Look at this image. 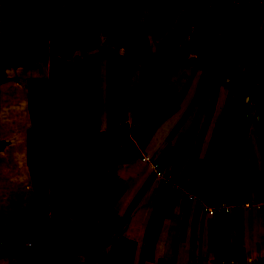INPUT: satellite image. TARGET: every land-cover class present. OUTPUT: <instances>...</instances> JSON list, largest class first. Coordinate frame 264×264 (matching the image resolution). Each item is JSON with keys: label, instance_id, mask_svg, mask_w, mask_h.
Returning <instances> with one entry per match:
<instances>
[{"label": "trees", "instance_id": "obj_1", "mask_svg": "<svg viewBox=\"0 0 264 264\" xmlns=\"http://www.w3.org/2000/svg\"><path fill=\"white\" fill-rule=\"evenodd\" d=\"M63 1L62 5L59 0H0L2 21L27 24L25 28L13 24L0 37V85L6 80L7 65L50 62L48 77L28 79L31 124L27 131V165L35 187L33 199L9 223L0 220V249L28 243L25 252L31 256V264H82V245L94 253L104 250L101 242L99 245L91 242L88 222L79 214L72 197L87 202L92 214L99 217L101 196L114 188L116 166L103 167L97 172L91 169L124 154V146L131 137L143 145L148 135L143 127L142 130L130 127L125 131L122 126L128 117L129 84L137 63L122 54L118 47H109L105 56L106 75L101 77L100 57L75 55L79 49L96 45L99 33L106 27L104 22L116 13L103 7L101 0ZM214 1L179 0L177 9H184L185 15L174 36L177 43L187 37L193 24L197 26L195 34L207 44L215 39L218 29H225L220 46L217 43L220 53L236 36L245 40L248 28L230 20V2L217 0L213 11L206 16V9ZM113 22H109L108 28ZM129 47L140 54L141 62L146 65L162 58L161 54L151 56ZM199 57L201 61L206 57L208 68H212L218 56L200 52ZM222 70L225 67L221 65L219 71ZM102 80L106 81V94ZM237 84L232 81L230 85ZM232 101L233 93L229 92L198 176V187H194V192L204 201L211 196L232 128L235 112ZM104 109L109 126L107 133L102 132L100 123ZM214 111L215 106H212L204 127L210 124ZM261 126L264 138V117ZM2 150L0 143V152ZM93 178H97L95 184L78 186L79 182ZM174 194L175 189L165 185L148 234V261L155 260L160 232ZM1 204L0 194V212Z\"/></svg>", "mask_w": 264, "mask_h": 264}, {"label": "crops", "instance_id": "obj_2", "mask_svg": "<svg viewBox=\"0 0 264 264\" xmlns=\"http://www.w3.org/2000/svg\"><path fill=\"white\" fill-rule=\"evenodd\" d=\"M59 1L61 4L64 2L63 0ZM216 1L217 0L206 9V16L213 11ZM178 2L179 0H101L103 7L114 11H122L121 14L119 13V15L113 16L110 19L111 22L114 21L112 23L113 26L117 24L119 26L120 24V29H123L122 25L124 23L133 27L139 25V28L146 26L144 28L145 34L139 29L136 30L135 27V29H131V32H128L129 37L127 36V40L130 39L133 32L138 36L135 41H138L141 35H147L148 48L152 51L160 47V36L165 37V39L167 38L169 41H173L176 46L182 45L185 41H188L189 44V42L192 43L198 40L201 42V51L205 52L206 46L209 44L205 42V39L203 40L195 34L197 26L194 24L190 27L187 37L180 43L176 42L174 36L178 32L179 24L185 15L184 9H177ZM164 4L165 8L162 9ZM166 4L168 5L166 6ZM228 15L231 21L240 22L248 28L245 40L239 37L240 43L238 44L236 36L228 45L232 47L238 46L240 50H243V48L246 49L244 52L246 53L247 60L254 61V59H257L260 66L258 75L263 71L261 77H264V5L248 0L241 1L238 4L229 3ZM104 25L106 26V32L103 31L105 34L102 33L100 37H98V41L94 47L79 49L75 52V55H79L83 58L91 55L100 57L101 77L106 75V50L109 47H113L107 46L108 38L106 35L107 31H112L113 28H108L109 23L105 22ZM147 28L150 31H146L145 29ZM220 32L221 36L219 37L218 34ZM107 34H110V32ZM224 34V28L218 29L215 37L218 46H220ZM156 37H158V40ZM135 41L133 39L132 44ZM140 46L141 44H139V47ZM225 49H227V47L224 46L222 51ZM103 51L105 52L104 55H102ZM235 62L240 65L243 60L239 62V59H236ZM249 63V65H251L253 62ZM138 65L140 66L142 64H137V67ZM32 66L38 68V72H40L36 75L37 77L49 76V60L36 62L32 64ZM136 71L137 68L133 75ZM133 75L131 81H133ZM131 81L128 94V117L125 123H122V126L124 127V125H126V128H124L125 131H129L130 127H137L141 130L142 127L143 129L145 128V130L148 131V135L144 141L145 145L147 138H150V133L155 131L154 128L158 124L155 125L150 123V125H146L143 123L144 125L142 126H128V122L132 124L134 121L133 107L135 98L140 96H148L150 98L151 96L144 91L142 95L140 87L132 88ZM102 87L106 94L105 80H102ZM262 115L264 117V113ZM245 116L247 117L248 113L247 115L245 114ZM234 117L224 152L219 161L218 170L214 179V187L208 201L200 199L194 192L195 188L198 187L196 183L201 173L205 157L202 159L199 168L193 172L196 165L200 162V155L198 157H195V154L192 155L191 160H189V163L183 170V174L181 172V177L183 178L180 179L176 176L178 172L174 173L177 169H172L173 166L181 162V154H179V152L173 154V152L170 153V151L168 152L167 150L166 153L162 154L161 152L163 150H159L158 152L155 150L152 153H148L153 160L158 163L160 162L161 169H165L167 166L170 167L168 172L173 173L181 184L186 182L185 189H182L183 192H179L175 189L174 198L171 201L160 232L154 261L158 258L165 257L168 259V264H264V138L262 135V126L260 125L259 138L254 139L252 131L250 129H245V126L249 124L246 121L242 122L239 126L238 139L235 140L236 143L234 147L230 148L231 136L235 135ZM29 121L31 124L30 119ZM100 123L102 132L107 133L109 126L105 109L102 111ZM117 125H119L118 122ZM162 126L164 130L167 129V126H164L163 123ZM176 127L177 124L173 129H169L170 132L165 140H160L163 132L159 130L158 135L153 141L156 142L160 140L161 142H158L160 146H170L172 143L170 142L171 140H168V136L173 133L172 136L175 137ZM250 133L253 139L249 138ZM211 139L207 145L208 149ZM151 140L152 138L148 141V145L151 143ZM136 141L138 142L137 145L140 144V140L131 137L130 142L124 147L126 151L128 145ZM166 141L167 145H165ZM184 146V144L181 145L182 148H184ZM208 149L205 152V156ZM229 149H231L230 153L227 154ZM194 152L195 151H193V153ZM119 161V159L110 158L106 163L104 162L91 169V172H97L103 167L111 169L114 165L116 166L114 188L111 191H106L101 196L99 217L96 218L92 214L90 205L87 202L76 196L72 198L79 211H81L86 218L87 215H85V211H88L97 222H102V224L103 222H111L109 225H104L105 228L109 226L115 227L114 231L106 232L108 234L107 237H111V242L107 246L109 256H112L113 253H116L120 248L121 257H127L130 260H138L140 257L145 256L146 259L148 234L150 232L156 206L165 192V183L154 172L152 178L142 187V194H139L135 199L137 202L136 208L129 216H126L124 213L128 211L131 196L121 193L122 187L120 184L123 182L118 169ZM147 164L150 166L149 163ZM28 181L32 182L29 170ZM96 182L97 178H93L88 181L89 184H85V181H82L78 183V186H89ZM26 188H30L27 183ZM187 190L188 192L186 193ZM190 195H194L197 198L191 200L189 197ZM179 198L181 199L178 200ZM119 201L124 205V213H119V211L114 213L112 211L113 208L111 206H113L114 202L119 203ZM204 204L216 207L226 204L229 206L230 210L217 212L215 215H209L204 210ZM116 206L117 204L115 207ZM117 237L120 238L115 242Z\"/></svg>", "mask_w": 264, "mask_h": 264}, {"label": "rangeland", "instance_id": "obj_3", "mask_svg": "<svg viewBox=\"0 0 264 264\" xmlns=\"http://www.w3.org/2000/svg\"><path fill=\"white\" fill-rule=\"evenodd\" d=\"M69 7L70 5L67 8ZM164 8L165 4L162 6V9ZM114 12L116 13L115 16L122 13L119 10H115ZM97 21V19L94 20V23ZM105 22L109 23L111 20ZM13 24L18 25L2 21L0 15V37L3 31ZM18 26L25 28L27 24L24 23ZM122 27L123 29H120V24L119 26L118 24L112 25L111 28L113 30L109 31L111 35L107 34L109 33L107 31V46L118 47L122 54L136 61L137 64H142L138 65L137 71L133 75V81H131L132 88L140 87L142 95L143 91L151 95L150 98L148 96H146L147 98L144 96L135 98L133 107L134 121L132 124L128 122V126H142L145 123L147 125H150V123L158 124L154 128L155 131L150 133L152 140L149 145V137L145 145H137L138 142L136 141L128 145L127 151L125 149L124 154L116 158L120 160L118 169L123 182L120 184L122 187L121 193L131 197L128 211L125 212L124 205L120 201L119 203L114 202L111 207L114 213L118 211L119 213L125 212L124 214L129 216L136 208L137 202L135 199L139 194H142V187L154 175V171L143 161V156L149 155L148 153H152L155 150L156 152L163 150L162 154L166 153L167 150L170 153L173 152V154L179 152L181 154V162L173 166L172 169H177L175 171V173L178 172L176 176L181 179L183 178L181 177V172L183 174V170L189 163V160H191L192 155L195 154V157L200 155V162L193 170L195 172L205 157V152L208 149L207 145L229 92L233 93L232 105L235 110V135L231 136L230 148L234 147L235 140L238 139L239 126L242 122L246 121L249 124L245 126V129L252 131L254 139L259 138L261 119L264 113V77H261L263 71L258 75L260 66L257 59H254V61L247 60L246 53L244 52L246 49L244 48L240 50L238 46H235V48L226 44L227 49L220 53L216 39L210 40L208 42L209 45L206 46L205 53L210 57H215L217 54L218 57H215L217 59L216 62H212V68H208L209 63L204 60L206 57L202 58L203 63L200 60L199 53L202 52V47L201 42L198 40L192 43L189 42V44L188 41H185L182 45L176 46L173 41L160 36V47L152 51L148 48L147 35H141L138 41H135L138 36L133 32L130 36L132 40H127L128 32H131V29H139L145 34L144 28L146 26L139 28L138 25L137 27L134 26V28L124 23ZM105 29H102L99 37L102 33L105 34L103 32ZM145 30L150 31L148 28ZM218 36H221V32ZM236 38L239 44V36ZM133 39L135 42L132 44ZM156 39L158 40V37ZM117 42L119 44L116 45ZM139 44H141L140 47ZM129 46L137 48L143 54L151 56L161 54L162 58L154 60L152 65L143 64L140 54ZM104 53L103 51L102 55ZM219 54L223 57L220 58ZM236 59H239V62L243 60L242 64H237L235 62ZM249 62L253 63L249 65ZM221 65L225 67L226 71H219ZM208 69L209 72H206ZM38 71V68L32 65L30 67L28 65H7L6 80L0 85V143L3 145V150L0 152V194L2 199L0 220L4 223H9V221L13 220L33 199L35 188L33 183L28 181L27 165V131L30 127L28 79L38 75L40 73ZM232 81L238 83L237 86L230 85ZM212 106H215V111L208 127H204V121ZM247 113L248 116L246 117L245 114L247 115ZM162 123L164 126H167V129L164 130ZM176 124L175 137L172 136L173 133L168 136V140H171L172 144L167 147L164 145L160 146L158 142H161L160 140L162 139L165 140L170 132L169 129H173ZM125 126L124 128H126ZM159 130L163 132L161 139L154 142L153 140L158 135ZM252 134L250 133L249 136L251 139H253ZM182 144L187 145V147L185 148L184 146V149H182ZM165 145H167V141ZM230 150L227 154L230 153ZM193 151L195 152L193 153ZM163 170L168 172L170 167L167 166ZM162 181L164 180L162 179ZM26 183L30 186L29 189L26 188ZM85 184L89 183L85 182ZM185 186L186 182L181 184L178 180L177 186H174V189L183 192L182 189L184 190ZM115 203L117 204L116 207ZM79 214L83 215L81 211ZM85 215H87V218L84 215L83 217L86 220L85 222H88L87 229L92 236L91 242L93 245H99L98 243L101 242L104 245V250L102 251L103 253L100 251L94 253L87 250L85 245H82L80 254L82 264L169 263L165 257L158 258L153 263L147 261L145 256L140 257L138 260H130L127 257H121L120 248L116 253H113L114 256H109L107 246L111 242V237H107L108 234L106 232L114 231L115 227L109 226L105 228L104 225H109L111 222H103V224L102 222H97L88 211H85ZM119 238L117 237L115 242ZM27 244L1 248L0 264H31V256L28 252H25L27 251Z\"/></svg>", "mask_w": 264, "mask_h": 264}, {"label": "built area", "instance_id": "obj_4", "mask_svg": "<svg viewBox=\"0 0 264 264\" xmlns=\"http://www.w3.org/2000/svg\"><path fill=\"white\" fill-rule=\"evenodd\" d=\"M228 1L230 3H235L238 4L241 1H246V0H225ZM248 1H252L254 3H259V4H263L264 5V0H248ZM143 161H145L146 163H149L151 166V169L156 173V175L158 177H160L161 179H163L165 185H170L172 188H174V186H177V178L175 177V175L173 173L170 172H166L163 169H161L160 165L158 162H156L155 160H153V158L150 155H144L143 156ZM191 200H195L197 197L194 195H190L189 196ZM204 210L209 214V215H215L217 212H221V211H229L230 208L228 205L226 204H222L221 206H210V205H206L204 204Z\"/></svg>", "mask_w": 264, "mask_h": 264}]
</instances>
